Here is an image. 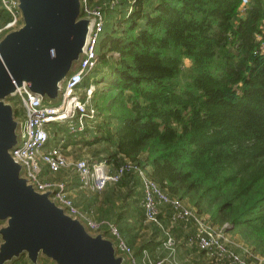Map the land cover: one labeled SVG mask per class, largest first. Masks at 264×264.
Listing matches in <instances>:
<instances>
[{
  "label": "trees",
  "instance_id": "trees-1",
  "mask_svg": "<svg viewBox=\"0 0 264 264\" xmlns=\"http://www.w3.org/2000/svg\"><path fill=\"white\" fill-rule=\"evenodd\" d=\"M88 2L100 6L103 30L97 65L80 84L94 86L96 118L69 140L85 153L78 159L102 161L112 172L132 163L208 224L235 233L227 247L244 264H264V0L242 11L241 0ZM10 19L0 3V27ZM15 117L23 120L22 107ZM55 124L46 126V143L59 133V145ZM48 173L68 192L64 176L72 173L79 191L76 201L69 195L73 204L104 222L107 236L114 224L138 261L146 254L169 264L168 232L180 264H192L178 259L181 242L198 254L197 264H237L200 249L194 221L171 222L169 205L159 208L158 223L147 222L137 170L100 192L81 189L72 168ZM130 181L134 188L123 192ZM7 264L30 263L21 255Z\"/></svg>",
  "mask_w": 264,
  "mask_h": 264
},
{
  "label": "water",
  "instance_id": "water-1",
  "mask_svg": "<svg viewBox=\"0 0 264 264\" xmlns=\"http://www.w3.org/2000/svg\"><path fill=\"white\" fill-rule=\"evenodd\" d=\"M20 25L0 37V264L25 255L30 264H129L116 241L91 232L78 217L40 191L11 151L21 121L8 98L31 90L43 101L60 100L62 84L84 55L92 18L82 0H16Z\"/></svg>",
  "mask_w": 264,
  "mask_h": 264
},
{
  "label": "built area",
  "instance_id": "built-area-1",
  "mask_svg": "<svg viewBox=\"0 0 264 264\" xmlns=\"http://www.w3.org/2000/svg\"><path fill=\"white\" fill-rule=\"evenodd\" d=\"M249 2L250 0H241L240 10H244ZM0 3L11 16V19L0 27L1 37L20 25V12L16 7V0H0ZM82 15L92 18L88 43L79 66L68 75L62 84L60 100L55 104H49L43 101L39 94L25 89H18L14 94L24 111V118L21 123L20 142L11 151L13 158L22 165L25 176L38 190L53 191L52 199L68 214L80 218L91 232L101 231L100 228L104 222H97L91 214L75 206L63 182L43 179L42 165H46L53 173L63 168L74 169L80 188L96 192L103 190L109 182H117L124 172L137 170L143 186L141 206L147 222L158 223L159 208L165 204L169 205L172 210L171 222L188 221L189 219L194 221L196 225L194 240L200 249L206 250L211 256L226 257L237 264H244L245 262L237 254L228 249L227 244L233 241L225 234L223 228L211 226L204 217L197 216L184 202L170 198L155 181L138 170L137 166L132 163L127 162L118 167L116 172H112L109 166L102 161L89 162L84 158L69 160L60 145L45 147L48 139L46 126L49 123L64 122L68 134L75 136L96 118L97 113L91 103L94 86L90 85L83 89L80 84L97 65L96 49L103 30V15L100 6H93L88 0H82ZM108 229L116 241L118 252L129 257V264H138L132 250L121 239L116 226L108 224ZM166 234L167 239L164 244L174 257L173 240L168 232ZM173 257L168 259L169 264H180ZM142 260L143 264L163 263V260L153 262L146 254Z\"/></svg>",
  "mask_w": 264,
  "mask_h": 264
},
{
  "label": "crops",
  "instance_id": "crops-1",
  "mask_svg": "<svg viewBox=\"0 0 264 264\" xmlns=\"http://www.w3.org/2000/svg\"><path fill=\"white\" fill-rule=\"evenodd\" d=\"M55 143H56V141L54 142H50V141H48L46 144H45V147H51V146H54L55 145ZM63 151H65V148H64V150ZM82 152V151H81ZM65 153V152H64ZM84 155V154H83ZM81 153H80V155L78 156V157H80V156H83ZM68 158V157H67ZM69 159V158H68ZM42 173H43V175H42V178L43 179H45V180H54V179H56L57 180V177H56V175L57 174H54V175H52V174H50V173H48V170H47V167H46V165H43V170H42ZM64 173V172H63ZM62 173V174H63ZM67 174V173H66ZM74 176H73V174L72 173H69V175H66V176H64V181L67 183V184H69L68 185V188H69V195L73 198V200L74 201H76V199L79 197L78 196V193H79V191L77 192V190H78V188L76 189V187H75V184L74 183H76L77 182V180L75 179L74 180V178H73ZM132 186V183H131V181L127 184V186H125V187H123L122 189H123V192H127L128 190H129V188H134V187H131ZM82 191H80V193H81ZM125 209V208H124ZM176 226H178V225H175L174 227V229H177V227ZM188 246H186V245H184L182 242L181 243H179V246H178V259L179 260H183V261H188V262H191L192 264H197V261H198V259H199V257L197 256L198 254L195 252V251H193L192 249H190V248H187ZM150 254L153 256V257H157L159 254H158V252L156 253L155 251L154 252H150ZM138 261V260H137ZM143 260L140 258V260L138 261V264H143V262H142ZM49 263H50V261H49Z\"/></svg>",
  "mask_w": 264,
  "mask_h": 264
},
{
  "label": "rangeland",
  "instance_id": "rangeland-1",
  "mask_svg": "<svg viewBox=\"0 0 264 264\" xmlns=\"http://www.w3.org/2000/svg\"><path fill=\"white\" fill-rule=\"evenodd\" d=\"M185 62H187V61H185ZM187 64V63H186ZM92 85V84H91ZM88 88V87H87ZM83 90V89H82ZM14 97V96H13ZM10 98H12V97H10ZM10 98H8V101L9 102H11V103H13L14 104V107L16 108L17 106L19 107L20 106V103H19V100H14V99H10ZM15 102H16V104H15ZM21 107V106H20ZM19 120V119H18ZM21 121V123H22V120H20ZM56 125V128L57 129H60V131L63 133V136L61 137V143H59V145L61 146V144H63L65 141H67V144H69V146L68 147H66L65 148V154H66V156L69 158V160H76V159H78L79 157V155H80V153L83 155V154H85L83 151L82 152H80L79 151V148L77 147V146H75V147H73L72 145H70V142H69V140H71V139H73V137L70 135V134H68V132H67V128H66V126H65V123L64 122H61V123H56L55 124ZM52 127V126H51ZM62 133H61V135H62ZM59 134V133H58ZM58 134H56L55 136H57ZM60 135V136H61ZM54 136V137H55ZM54 137H52V140H51V142H53V141H56V138H54ZM72 142V141H71ZM64 149V148H63ZM83 158H85V157H83ZM5 224V222L4 221H0V226H2V225H4ZM144 230V234H150L149 232H151L152 231V229L148 226V225H146V227L143 229ZM151 236V235H150ZM157 236V235H156ZM235 233H231V235H228V237H229V239L230 240H232V241H235L234 239H235ZM204 258V257H203ZM204 260V259H203ZM206 260H204V262H205ZM206 262H208V261H206ZM205 262V263H206ZM52 264V263H51ZM123 264H126V261H124L123 262ZM207 264V263H206Z\"/></svg>",
  "mask_w": 264,
  "mask_h": 264
}]
</instances>
